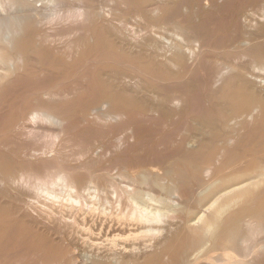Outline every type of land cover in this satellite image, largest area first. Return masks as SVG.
<instances>
[{"label":"bare ground","instance_id":"obj_1","mask_svg":"<svg viewBox=\"0 0 264 264\" xmlns=\"http://www.w3.org/2000/svg\"><path fill=\"white\" fill-rule=\"evenodd\" d=\"M87 1L0 0V264H264V1L228 45L180 0ZM75 113L123 129L74 147ZM136 116L178 118L110 158Z\"/></svg>","mask_w":264,"mask_h":264},{"label":"rangeland","instance_id":"obj_2","mask_svg":"<svg viewBox=\"0 0 264 264\" xmlns=\"http://www.w3.org/2000/svg\"><path fill=\"white\" fill-rule=\"evenodd\" d=\"M66 1L69 3V5H70V3L73 4L75 2V0H73V1L72 0H66ZM76 1H84L85 2L87 0H76ZM244 1L246 3H244ZM263 1L258 0V2H257V0H254V1H252V0H203V1L202 0H180L181 5L179 7L178 12L180 15L179 18H181L185 21L189 20L191 22V24L194 26L195 32L199 36H201L202 41L212 40L213 42L221 44V45L222 44L228 45V44H231L232 42H234L235 40L240 39L245 34L246 29L243 26V20L244 19L242 18V16L246 12H248V10L249 11L252 9L255 10L259 6V4H261ZM120 6L121 5L117 6V8L118 9L120 8L119 12L122 15H124V11L126 8L124 6H121V7ZM71 11L73 12V10H71ZM208 13H209V15H208ZM219 14H221V15H219ZM124 16L126 17V18L124 17L125 20H127L130 17L127 14H125ZM185 17H188V18L185 19ZM213 20H216V21H213ZM210 24H212V25H210ZM215 27H216V30L214 29ZM200 28H201V30H200ZM208 29L209 30L211 29L210 30L211 32ZM224 29L226 30V32ZM211 35H214V36H211ZM222 35H223V37H222ZM219 38H220V41H218ZM32 63H34V65L37 64V63H35V61H32ZM203 72L204 71H201V70L198 72V75L200 76V80L202 83H204L206 80V77H205L206 74L204 75ZM188 75H186V77H184V79L186 78V80H182L183 82H185L191 78V73L189 76ZM187 76L189 78H187ZM182 81H180V82H182ZM174 83L175 82H173V84ZM74 115L72 118L73 119L72 123L70 124L68 130L66 131V133L64 135V138L66 136L70 140V143L72 144V146H74V147L78 144L85 146L88 143L94 144V143L101 142V140H103V141H106L107 139L109 140L112 136H114L116 133H118V131L123 129V127L119 124V122H116V123L111 122V123H107V124H97V123L90 122L89 121L90 119H88L89 117H87V116L86 117L83 116V118H84L83 119L81 117L82 116L81 114L75 113ZM139 117L140 118L138 119V116H136V119L132 122L133 123L132 125L134 127V131H135L134 138L129 140V142L126 144V146H124L122 149H120L117 152V154L115 153V154L111 155L110 158H114V159H116V158L124 159L125 158V159H128L129 161H132L134 163L140 157L152 155V152L154 150H156L157 147L162 148L165 146L162 144V141H164L169 130H171L174 127V124H176V120L178 118V116L176 118L174 116V118L172 117L174 120L173 119L165 120V118L161 117V116H157V117H148V116H142L141 117V116H139ZM75 118H77V119L75 120ZM85 118H87V119H85ZM84 120H86V121H84ZM140 120H141V122H140ZM174 121H175V123H174ZM74 122H76V123H74ZM37 125H39V127H41V128H43V126H44L43 130L46 128L47 129L53 128L50 125H47V124L44 125V123H39ZM94 125H96V126H94ZM109 125H110V128H109ZM153 125H154V127H153ZM164 130H167V132L166 131L163 132ZM162 133H164V134H162ZM161 135H163V136H161ZM153 136H155V138ZM75 138H76V140L78 138V140L76 141ZM75 143H77V144H75ZM72 163L75 164L76 162L74 163V161H73Z\"/></svg>","mask_w":264,"mask_h":264}]
</instances>
